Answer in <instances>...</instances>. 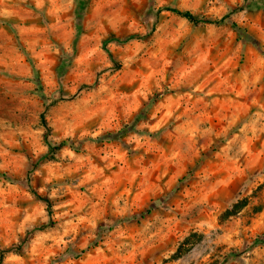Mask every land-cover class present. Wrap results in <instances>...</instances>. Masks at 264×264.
Listing matches in <instances>:
<instances>
[{"label":"clouds","instance_id":"9594fccd","mask_svg":"<svg viewBox=\"0 0 264 264\" xmlns=\"http://www.w3.org/2000/svg\"><path fill=\"white\" fill-rule=\"evenodd\" d=\"M0 264H264V0H0Z\"/></svg>","mask_w":264,"mask_h":264}]
</instances>
